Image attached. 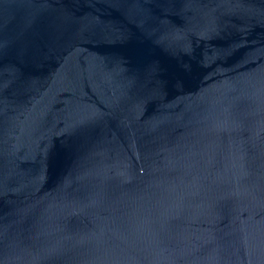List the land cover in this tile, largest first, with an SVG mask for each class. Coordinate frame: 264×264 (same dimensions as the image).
<instances>
[{"label": "water", "instance_id": "1", "mask_svg": "<svg viewBox=\"0 0 264 264\" xmlns=\"http://www.w3.org/2000/svg\"><path fill=\"white\" fill-rule=\"evenodd\" d=\"M0 264H264V0H0Z\"/></svg>", "mask_w": 264, "mask_h": 264}]
</instances>
